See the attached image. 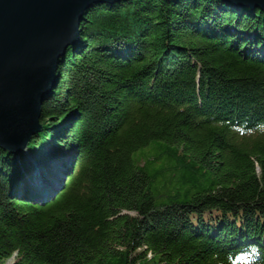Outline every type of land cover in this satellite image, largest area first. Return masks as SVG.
Masks as SVG:
<instances>
[{
    "label": "trees",
    "instance_id": "trees-1",
    "mask_svg": "<svg viewBox=\"0 0 264 264\" xmlns=\"http://www.w3.org/2000/svg\"><path fill=\"white\" fill-rule=\"evenodd\" d=\"M80 30L27 148L64 189L0 149V264H264V12L123 0Z\"/></svg>",
    "mask_w": 264,
    "mask_h": 264
},
{
    "label": "water",
    "instance_id": "water-1",
    "mask_svg": "<svg viewBox=\"0 0 264 264\" xmlns=\"http://www.w3.org/2000/svg\"><path fill=\"white\" fill-rule=\"evenodd\" d=\"M121 1L0 0L1 150L27 153L33 137L42 131V106L56 86L61 58L80 42L85 13L95 5ZM223 1L264 12V0ZM35 183L43 189L47 185L41 176ZM64 187L41 204L51 202Z\"/></svg>",
    "mask_w": 264,
    "mask_h": 264
},
{
    "label": "bare ground",
    "instance_id": "bare-ground-1",
    "mask_svg": "<svg viewBox=\"0 0 264 264\" xmlns=\"http://www.w3.org/2000/svg\"><path fill=\"white\" fill-rule=\"evenodd\" d=\"M51 154H52V152H51ZM18 155V154H17ZM26 155H27V153H26ZM44 156L43 157H47L48 155L47 154H43ZM53 155V154H52ZM55 156V155H54ZM53 156V157H54ZM31 158V157H30ZM47 158H49V157H47ZM56 158V157H55ZM32 159V166H34L33 168H32V173H26L27 174V178H28V180H27V182H25V183H28V184H30L31 183V185H33V187L35 188V189H37V191H39V190H43V188H38L37 187V183H35L36 182V180L38 179V177H45V182H46V186H44L45 188H49V187H55V186H57V184H58V182L60 181V179H64V178H62L61 176H63V174H65V172H66V170L63 168V166L60 164V163H58V164H55L54 163V161L52 162L51 160H49V162H47V164L46 163H44L45 165H41L40 164V162L39 161H37L36 162V160H38V159H36V158H31ZM35 159V160H34ZM50 159V158H49ZM57 161V160H56ZM40 164V165H39ZM38 165H39V168H38ZM48 165H50L49 167H48ZM52 167V168H51ZM52 169V172L50 173V175H48V173H47V170L48 169ZM29 171V170H28ZM43 171L45 172V173H43ZM61 171V172H60ZM63 172V173H62ZM60 175V176H59ZM48 178V179H47ZM31 180V181H30ZM63 184H65V183H63ZM44 188V189H45ZM56 192V191H55ZM55 192H54V194H55ZM53 194V195H54ZM53 195H51V196H53Z\"/></svg>",
    "mask_w": 264,
    "mask_h": 264
},
{
    "label": "rangeland",
    "instance_id": "rangeland-1",
    "mask_svg": "<svg viewBox=\"0 0 264 264\" xmlns=\"http://www.w3.org/2000/svg\"><path fill=\"white\" fill-rule=\"evenodd\" d=\"M40 152V154H38ZM39 152H37V155L36 156H34L36 159H38V160H36V162L37 161H39L40 162V164L41 165H45L44 163H46L47 164V162H49V160H53L54 161V163L55 164H58V162L56 161L57 159H55L53 156L54 155H52L51 154V150H49V149H46V148H43V149H40L39 150ZM43 154H47L48 156L47 157H49V158H47V157H43L44 155ZM38 155H40L41 157H39ZM26 157H27V159H28V163H29V167L27 168V170H29V173H32V168L34 167V166H32V155H29V154H27L26 155ZM31 157V158H30ZM33 157V158H34ZM35 160V159H34ZM59 160V159H58ZM42 161V162H41ZM47 161V162H46ZM52 161V162H53ZM39 164V165H40ZM39 165H38V168H39ZM50 165H48V167H49ZM52 168V167H51ZM48 169L47 170V173L48 174H50L51 172H52V169ZM51 170V172L49 173L48 171H50ZM61 172V171H60ZM43 173H45L44 171H43ZM60 176V175H59ZM62 178H64V179H60V181L58 182V184H57V186H53V187H49V188H45V189H43V190H39V191H37V189H35L34 187H33V185H31V183L30 184H28V183H26V188L28 187V189H29V191L31 192V193H34V195L36 196V198L39 200L38 202H43V201H45V200H48L49 198H51V195H53L54 194V192L56 191V190H58L59 189V187L60 186H62L63 185V183H65V181H66V176H64V174H63V176H61ZM27 180V179H26ZM31 181V180H30ZM26 182V181H25ZM24 182V183H25ZM44 191H45V193H44ZM6 264H13V259H11V260H9Z\"/></svg>",
    "mask_w": 264,
    "mask_h": 264
}]
</instances>
